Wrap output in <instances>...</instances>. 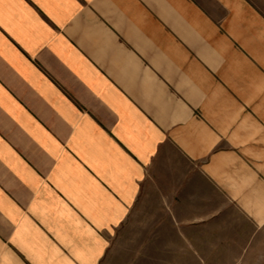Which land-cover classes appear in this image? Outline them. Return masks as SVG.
I'll return each instance as SVG.
<instances>
[{
	"label": "crops",
	"instance_id": "0c3cea01",
	"mask_svg": "<svg viewBox=\"0 0 264 264\" xmlns=\"http://www.w3.org/2000/svg\"><path fill=\"white\" fill-rule=\"evenodd\" d=\"M228 247L264 248V0H0V264Z\"/></svg>",
	"mask_w": 264,
	"mask_h": 264
},
{
	"label": "rangeland",
	"instance_id": "374dc122",
	"mask_svg": "<svg viewBox=\"0 0 264 264\" xmlns=\"http://www.w3.org/2000/svg\"><path fill=\"white\" fill-rule=\"evenodd\" d=\"M230 251L229 255H220L217 257L218 260L215 262H204L202 264H264V248H258L262 251V254H250L248 252L254 251L251 247H228L226 248ZM244 252L241 255H234L235 251ZM232 259H238L242 261H233ZM229 260V261H228Z\"/></svg>",
	"mask_w": 264,
	"mask_h": 264
}]
</instances>
